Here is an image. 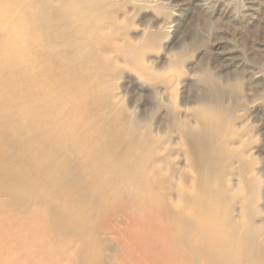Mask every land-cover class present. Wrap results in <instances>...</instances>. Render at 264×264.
Masks as SVG:
<instances>
[{
    "label": "bare ground",
    "instance_id": "obj_1",
    "mask_svg": "<svg viewBox=\"0 0 264 264\" xmlns=\"http://www.w3.org/2000/svg\"><path fill=\"white\" fill-rule=\"evenodd\" d=\"M118 4L0 0V264H264L243 79L201 72L185 115L129 112L108 48L159 80L146 44L112 46Z\"/></svg>",
    "mask_w": 264,
    "mask_h": 264
},
{
    "label": "rangeland",
    "instance_id": "obj_2",
    "mask_svg": "<svg viewBox=\"0 0 264 264\" xmlns=\"http://www.w3.org/2000/svg\"><path fill=\"white\" fill-rule=\"evenodd\" d=\"M114 1L120 6L113 13L117 23L111 27L112 46L125 42L135 47L146 44L142 59L159 80L150 81L143 71L127 64L122 53L108 48L105 57L108 55L118 66L112 82L121 104L138 117H163L164 102L185 115L188 108L196 106L198 98L210 94L208 86L199 81L202 73L215 75L221 84L226 77L241 78L245 101L253 102L254 95L256 101H249L247 111L240 115L248 118L244 125L258 141L259 151L253 155L264 170V0L249 12L243 9L252 0H159L151 4L147 2L153 0ZM178 57L181 62L177 64ZM167 80L176 84L166 87L162 82Z\"/></svg>",
    "mask_w": 264,
    "mask_h": 264
}]
</instances>
